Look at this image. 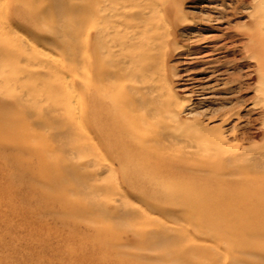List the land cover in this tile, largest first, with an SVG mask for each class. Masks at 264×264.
<instances>
[{
	"label": "rangeland",
	"instance_id": "1",
	"mask_svg": "<svg viewBox=\"0 0 264 264\" xmlns=\"http://www.w3.org/2000/svg\"><path fill=\"white\" fill-rule=\"evenodd\" d=\"M91 1L0 0V264H264V200L254 214L239 207L208 219L149 197L153 188L178 185L175 166L199 167L204 154L145 150L137 165L116 148L109 170L112 157H103L94 132L100 118L89 108L86 131L80 122L83 67L96 84L103 75V65L88 60L98 43L93 30L86 54L82 43ZM115 4L126 13L113 17L126 35L113 48L123 58L115 56L123 68L112 65L113 77L174 116L166 129L187 145L198 144L203 128L235 145L237 158L258 160L262 170L239 162L216 179L202 174L210 178L208 199L228 201L216 186L262 196L264 0ZM146 169L168 178H142Z\"/></svg>",
	"mask_w": 264,
	"mask_h": 264
},
{
	"label": "bare ground",
	"instance_id": "2",
	"mask_svg": "<svg viewBox=\"0 0 264 264\" xmlns=\"http://www.w3.org/2000/svg\"><path fill=\"white\" fill-rule=\"evenodd\" d=\"M117 2L118 0H92L91 1L92 9L90 13H87L86 9L84 8L82 20L92 21V25L87 23L88 25L85 26L86 29L82 40L84 53L86 54L87 51L89 33L91 30H93L94 36L98 38L97 41L98 43L94 44L95 57L92 58L94 59V61H92L90 57H88V60L91 61L90 63L92 64L95 63L102 64L103 75L99 77L102 79L101 82L98 80L99 83L96 84L95 83L96 79L91 78V75L89 74L87 69L88 67L87 66L83 67V80L81 82V88H82L81 94L83 101L80 107L81 126L85 131L87 130L89 118L87 117L86 113L89 108L93 114L91 118L94 119V117L96 116L100 118L99 124L94 126L95 129L94 132H95V136L101 138L100 144L102 146H105L107 149L104 152H102L103 157H105L106 159L108 158V156L112 157L111 160L108 158L110 166L107 165L108 168L110 167L109 170L111 169L112 171H114L112 169V160L114 161L119 160L117 154H115L116 152L114 149L116 148L125 149L126 151L128 150L127 158L129 157L135 160V164L137 165H139V163L142 161V158L146 157L142 155L141 158L140 156V153L145 150L147 151L157 150L156 152L158 154H161L159 152H162L163 150L172 151L175 149H179L180 151H183V154L185 151L191 153V155L194 153L204 154L205 157L203 158V160L199 159L201 164L199 165V167L193 166L191 164H183V163L180 164L181 167L175 166L180 175L179 178L175 180L178 183V185L176 186L167 185L162 188H153L154 190L148 192V195L150 198H152V200L154 199L162 202H168L172 204L173 207H178L179 209L181 208L186 211H190L192 213L194 212L195 217L200 216L208 219L211 217L216 219L218 218V216L221 215L218 213H224L226 210H227L226 212H231V210L235 211V209L237 210L239 207L242 209L241 212H244V214H247V212L251 213L254 210V205L257 203V201L260 202L264 200V194L262 196L261 195L257 196L250 190H239V189L233 192L227 189L225 190L222 187L216 186L214 193L217 195L222 194L227 196L226 198L228 201L225 200V202H223L221 199H216V198H215L216 200L214 201L212 200V198L211 199L207 198L208 195L213 193V191L210 190V187L208 186L207 183V181H209L210 178L206 179L207 177H205V179H203L205 181H201V178H203L201 176H203L202 174H206L212 171V173L214 174V177L212 178L214 179H216V177L219 178L218 176H221L220 174H222L223 172L224 174H226L227 172L235 170V168H237L236 165L239 162L247 164L246 165L247 168L246 167L242 168L243 170L249 169L250 171H253L256 169V167H258L257 169H259L260 168L259 165L257 166L256 164H253L255 163V161H258V160H254L255 157L254 158L249 157L251 159H247V158L240 159L239 157L237 158L235 145L228 144L226 138L222 135L210 136L208 133L205 132L206 130L203 128L198 129L197 137L200 140L199 142H197L198 144L191 145V141L188 139L190 144L187 145L188 143L185 142L186 139L184 140L181 138L180 132L174 133L169 129H166V126H169L171 121L172 122L175 121L174 116L172 117L165 114V111H163V109H162L163 112L162 111L158 112V110H154L155 108L150 104H148L147 100L139 96V94L137 93L138 91H136L134 85H126L125 83H123L122 81L123 77L121 79H119L115 75L113 77V74L111 73L112 65L116 66L118 69L123 68L121 65L118 66L117 62L114 61L115 56L118 55L119 52H121L122 50L119 48L118 51H115L116 49L113 48H115L116 45L118 46V41H116L117 36L126 35L124 32H122L123 30L120 28L121 27L120 21L119 20L116 21L113 19V17L115 18L116 16L121 17V19L126 17V13L122 9V7L120 8V10H118L117 6H115L116 5L115 3ZM115 10L116 12L118 10V12L113 13L115 12ZM138 13L140 12H137V14ZM109 18L112 22L111 25L108 26L106 25V27L105 26L101 27L100 24L106 20H109ZM124 23L125 22H123V25ZM135 26L138 27L139 24H135ZM126 37H129L128 34ZM134 37L136 39V37H138L137 34L134 33L132 38ZM132 44H134V42ZM119 55L118 57L120 58ZM131 75H133V73ZM129 78L132 79L135 77L130 76ZM102 81L105 82L102 83ZM156 96L157 98H159L158 96L161 95H156ZM89 99L91 100L92 104H90ZM160 103L163 102L161 101ZM180 156H182V152ZM84 157H86V155ZM156 159L158 161L156 163L157 165L159 163L162 165L165 164V162L162 159H158V158ZM94 160L95 159L91 161ZM247 162L250 163L252 162V163L249 164ZM99 165H103V164H99ZM102 167L104 168V166ZM219 169L222 171H218ZM260 169L262 170L263 168ZM153 170H154L153 172H150L147 169L144 170L142 174V178H148V180L153 179L155 183L164 180V178H168V176H166L165 173L160 172L158 169H153ZM98 176L96 174V177ZM207 187L209 188L208 190ZM101 194L102 193L100 191V195ZM153 209L156 208L153 207ZM214 212L217 214H215ZM254 213L255 212H252L251 214ZM231 214L233 217L238 216V215L236 216L234 213Z\"/></svg>",
	"mask_w": 264,
	"mask_h": 264
}]
</instances>
